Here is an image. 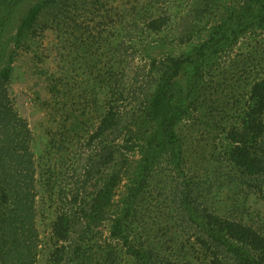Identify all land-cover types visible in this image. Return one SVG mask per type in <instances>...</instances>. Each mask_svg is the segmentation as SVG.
<instances>
[{
	"label": "trees",
	"instance_id": "16d2710c",
	"mask_svg": "<svg viewBox=\"0 0 264 264\" xmlns=\"http://www.w3.org/2000/svg\"><path fill=\"white\" fill-rule=\"evenodd\" d=\"M22 1L0 0V264H38L42 247L39 178L45 180L48 192L55 189L51 169L38 170L32 129L14 107L8 90L14 61L39 25L43 24L39 27L42 30L58 26L75 0H35L16 31L6 37L10 19ZM96 5L99 7L98 1ZM151 5L152 0L147 7L141 6L144 10L131 8L128 16L124 14V41L130 44L132 55L144 52L149 59L145 68L135 72L136 79L144 71L145 88L143 84L131 89L124 75L118 76V65L104 108L86 133V183L95 179L93 188L88 194L78 191L57 212L52 225L54 245L45 264H192L195 258L203 264H264L263 227L199 201L186 176L179 133L180 124L202 97L200 87H205L217 58L244 36L264 33V0H198L181 16L169 6ZM44 13L51 17L41 22ZM180 18L177 38L167 35L158 43L173 46L175 39L177 45L188 48L163 55L151 50L156 41L149 38L172 30ZM118 29L117 24L115 31ZM9 45L13 49L7 57ZM110 59L107 55L105 62L101 60L99 69L105 77L115 71L109 66ZM51 89L56 92L57 84ZM225 129V160L233 179L239 176L264 196V76L250 84L242 119ZM162 174L171 181V195L178 203L173 226L175 231L183 229L171 232L168 240L174 242L172 250H167L166 242L157 235L148 233L143 238L128 229L133 225L129 219L136 203L145 200L149 187ZM125 182L127 198L118 207L116 197ZM111 214L110 232L103 239L98 228ZM184 239L195 249L190 255L179 244Z\"/></svg>",
	"mask_w": 264,
	"mask_h": 264
},
{
	"label": "rangeland",
	"instance_id": "374dc122",
	"mask_svg": "<svg viewBox=\"0 0 264 264\" xmlns=\"http://www.w3.org/2000/svg\"><path fill=\"white\" fill-rule=\"evenodd\" d=\"M34 1L21 2L10 19L6 37L16 31L26 9ZM147 1L146 7L150 3ZM197 1L152 0L150 7L169 6L181 16ZM144 5L139 0L71 1V9L67 8L69 11L62 15L59 25L42 30L39 27L43 24H40L38 32L25 40L26 45L19 49L15 58L8 90L14 107L32 129V147L38 170L46 172L51 169L55 184L54 191L48 192L44 187L45 180L40 177L38 181V226L42 238L38 264L46 263L53 248L52 225L61 206L78 191L88 194L93 188L95 179L86 183L89 178L86 133L97 122L100 109L104 108L112 77H117L118 65V76L123 74L131 89L143 84L145 88L144 71L136 79L135 72L145 68L149 59L144 52L132 55L130 44L124 41L127 20L124 14L128 16L131 8L144 10L141 7ZM50 17L44 13L41 22ZM180 21L172 30L152 35L149 39L156 41V47L151 50L163 55L171 50L179 53L188 48L175 42L181 30V18ZM117 24L119 29L115 31ZM167 35L175 38L173 46L158 43ZM12 49L9 45L7 57ZM107 55L111 58L109 66L115 71L112 76L105 77L99 68ZM261 76H264L262 32L244 36L234 48L217 58L205 87H200L202 97L180 124L179 133L187 162L186 176L190 186L198 192L199 201H205L222 214L264 228V196L252 190L239 176L234 180L225 160L228 144L225 128L242 119L248 106L250 84ZM53 83L57 84L56 92L51 89ZM45 174L48 177L49 174ZM160 176L161 179H155L149 187L145 200L136 203L129 219L133 225L127 226L130 232L143 238L148 233L157 235L166 242V249L172 250L174 242L168 240L171 232H182L183 229L178 227L175 231L173 226L178 216V203L171 195L173 185L163 174ZM179 184L183 186L182 181ZM127 193L125 182L116 197L118 207L125 202ZM113 216L111 214L98 228L103 239L110 232ZM179 244L189 255L195 251L186 239ZM192 264L203 263L195 258Z\"/></svg>",
	"mask_w": 264,
	"mask_h": 264
}]
</instances>
